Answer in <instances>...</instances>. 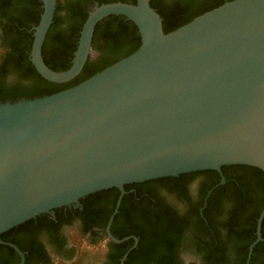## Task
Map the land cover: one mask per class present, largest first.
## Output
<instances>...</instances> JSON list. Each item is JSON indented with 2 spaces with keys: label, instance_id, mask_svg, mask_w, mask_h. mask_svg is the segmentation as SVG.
Returning <instances> with one entry per match:
<instances>
[{
  "label": "water",
  "instance_id": "95a60500",
  "mask_svg": "<svg viewBox=\"0 0 264 264\" xmlns=\"http://www.w3.org/2000/svg\"><path fill=\"white\" fill-rule=\"evenodd\" d=\"M41 2L30 60L48 82L80 74L109 16L132 22L141 43L74 87L0 102V235L127 183L225 165L264 172V0L225 2L169 33L151 0L94 2L62 72L43 61L56 0Z\"/></svg>",
  "mask_w": 264,
  "mask_h": 264
},
{
  "label": "flooded vegetation",
  "instance_id": "af4514ba",
  "mask_svg": "<svg viewBox=\"0 0 264 264\" xmlns=\"http://www.w3.org/2000/svg\"><path fill=\"white\" fill-rule=\"evenodd\" d=\"M16 18L13 10L0 13V90L37 84L30 60L37 24L18 27ZM105 46L103 38L95 40L89 62ZM246 167L225 165L220 172L127 183L123 193L107 188L86 194L3 232L0 264H264V217L257 239L264 185ZM241 197L248 199L243 207Z\"/></svg>",
  "mask_w": 264,
  "mask_h": 264
},
{
  "label": "trees",
  "instance_id": "16d2710c",
  "mask_svg": "<svg viewBox=\"0 0 264 264\" xmlns=\"http://www.w3.org/2000/svg\"><path fill=\"white\" fill-rule=\"evenodd\" d=\"M229 1L232 0H151L150 5L161 16L164 32L169 33L197 16ZM94 2L98 4L114 2L135 4L136 0H56L53 22L42 47L43 61L49 69L62 72L70 67L68 57L72 59L71 55L76 50L80 31L87 18V8ZM41 6V0H0V13L3 15L4 12L13 10L18 14V18L15 20L17 26L28 29L32 24H38L42 13ZM100 37L106 43L103 55L93 62H89L88 59L80 74L73 80L63 84L51 83L41 78L32 67L31 70L36 77L37 84L29 89L18 87L0 90V102L41 98L74 87L132 54L141 43L137 27L132 22L125 20L123 16L112 15L99 22L93 33L92 47L95 40ZM246 169L250 173H257L264 185V172L253 167H246ZM241 199L243 207L248 199L243 197ZM263 206L264 200L260 203V208ZM260 208L252 215L253 221L256 220ZM245 250L247 251V249Z\"/></svg>",
  "mask_w": 264,
  "mask_h": 264
}]
</instances>
